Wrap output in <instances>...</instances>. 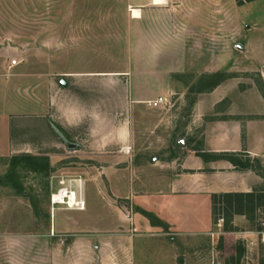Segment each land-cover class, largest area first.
<instances>
[{
    "label": "rangeland",
    "instance_id": "1",
    "mask_svg": "<svg viewBox=\"0 0 264 264\" xmlns=\"http://www.w3.org/2000/svg\"><path fill=\"white\" fill-rule=\"evenodd\" d=\"M241 1L205 0L198 9L199 20L204 21V69L174 68L169 82L162 66L151 69L156 78L141 69L143 78L135 86L126 84L120 91V79H108L106 89L98 92L93 84L84 89L61 87L65 77L57 72L62 70L50 66L53 18H63L81 5L73 0H0V116L5 118L0 120V136L5 138L7 132L6 146L0 149V264H264V208L255 218L235 215L228 231L226 221L217 226L226 217L218 214L212 229L215 239L212 232L151 237L137 230L140 209L131 199H120V184L114 188L120 172L131 174L135 163L145 175L151 169L155 175L156 167L160 172L156 158L166 161L175 155L179 164L187 149L202 146L206 121L223 118L229 111L243 112L235 117L244 121L264 119L255 114L264 112V0ZM106 7L120 11L118 3ZM84 55L86 69L116 65L120 57L94 50ZM176 55H187L189 62L198 58L195 53ZM76 56L67 55L61 66L79 65ZM14 59L18 65L10 70ZM207 71L228 76L222 90L229 97L217 106V115L199 118L208 108L207 101L198 106L210 92L201 91ZM41 73L46 81L39 80ZM50 78L58 80L54 115L70 106L82 112L81 123L66 121L52 130L49 122L41 126L40 99L50 105ZM137 96L144 103L130 110L138 139L134 146L122 148L120 133L110 130ZM157 97H167L171 104L145 103ZM98 128L107 131H91ZM255 131L260 133L259 128ZM66 140L78 148H69ZM25 154L39 157L42 170H34L25 160L14 168V158ZM239 155L243 160L249 157ZM258 171L263 174L256 186L264 191V170ZM62 187L85 202L84 211L52 204V196ZM128 214L135 216L133 221L123 219Z\"/></svg>",
    "mask_w": 264,
    "mask_h": 264
},
{
    "label": "crops",
    "instance_id": "2",
    "mask_svg": "<svg viewBox=\"0 0 264 264\" xmlns=\"http://www.w3.org/2000/svg\"><path fill=\"white\" fill-rule=\"evenodd\" d=\"M204 1L162 0L158 3L157 0H73V4L81 7L73 12L68 11L63 18L57 15L52 21L51 69L62 70L57 72L65 77L60 80L61 87L70 88L74 85V89H84L93 84V88L98 92L106 89L108 79L115 82L120 79V91L126 84L135 86L138 80L143 78L140 76L141 69H148L145 75L156 78L157 72L151 69L166 68L165 80L168 82L171 78L169 72L174 68L204 69V21L202 18L199 20L198 14V9L204 6ZM117 3L120 5V11L107 10V4ZM191 9H195L196 13L190 12ZM136 10L138 14L135 13ZM64 20L65 24L62 23ZM238 46L240 45H237V48L244 49ZM90 50L105 54L114 53L120 57L116 58V65L86 69L87 60L84 53ZM71 53H77L74 60L79 62V65L61 66ZM179 53H195L198 58L189 62L187 55L183 59L176 55ZM199 54L202 55L199 57ZM15 67L11 68L9 64L10 70ZM47 79L46 75L41 73L39 80ZM224 82L210 91L205 100L199 99L198 106L202 101H207L208 107L199 118L218 114L217 106L229 97V94L222 90ZM57 84L58 80L52 78L50 105L48 102L43 103V98L40 99L41 111L44 110L39 113L40 124L43 126L49 122L51 130L55 127L54 124L62 125L66 121L78 124L83 121L82 112L77 113L70 106L61 114L54 115V106H59L58 95L55 94ZM158 98L160 97L145 103L152 107L149 101ZM142 103L144 101L138 96L132 99L127 111L120 113V123L111 127V132L120 133L122 148H129L138 139L139 128L133 122V110L135 107L138 109ZM123 107L125 108L124 104ZM131 107L133 110H130ZM255 114L260 116L264 115V112ZM241 115V111H229L223 118L206 121L202 146L187 149L179 164L174 155L166 161L158 158L154 160V165L158 164L163 168L160 172L158 167L154 168L155 175L152 174L153 169L147 175L142 174L140 167H137L140 166L139 162L133 165L131 174L120 172L118 185L114 184V188L120 184V199H131L140 209L138 232L151 237L210 235L216 224L213 216L214 195L260 191L256 184L262 181L261 174L252 169H240L231 161L219 157L224 153H243L252 159H258L264 166V119L258 117L244 121L235 117ZM4 119L3 115L0 116L1 121ZM257 128L260 133L255 131ZM106 129L91 131L100 133L107 131ZM6 137L5 131V138L0 136V149L6 146ZM76 146L75 149L78 144ZM203 147L205 149L201 150ZM143 212L154 214L157 222L152 223ZM134 218L133 215V220ZM123 219H127V216ZM137 237H133V242H136Z\"/></svg>",
    "mask_w": 264,
    "mask_h": 264
},
{
    "label": "trees",
    "instance_id": "3",
    "mask_svg": "<svg viewBox=\"0 0 264 264\" xmlns=\"http://www.w3.org/2000/svg\"><path fill=\"white\" fill-rule=\"evenodd\" d=\"M238 1L242 2L241 0ZM202 79L203 86L201 91L204 89L206 91H212L221 83L226 81L228 76L223 72H216L205 74L202 76ZM204 85H206L208 88H204ZM219 157L231 161L240 169H252L254 171H258L259 168L260 170H264V166H262L258 159L253 160L252 158L248 157L246 160H243L239 154L235 153H224L219 155ZM22 160H25V162L28 163V166L32 167L34 170H42L43 166L39 162V157L31 154L15 157L13 167L16 168L17 164H20ZM253 161H256L258 166H255ZM46 165H48V162ZM258 173L261 175L263 174L259 171ZM260 208H264V191H255L252 193H222L213 196V216L215 217V223H217L218 220V218H216L217 215L223 213L226 216L224 217V221H226V231L231 230L235 215H244L249 217L252 216V218H255V214ZM144 214L150 219L152 223L155 224L157 222V218L154 214L149 212H145Z\"/></svg>",
    "mask_w": 264,
    "mask_h": 264
},
{
    "label": "built area",
    "instance_id": "4",
    "mask_svg": "<svg viewBox=\"0 0 264 264\" xmlns=\"http://www.w3.org/2000/svg\"><path fill=\"white\" fill-rule=\"evenodd\" d=\"M18 65V60L14 59L11 61L10 63V67H15ZM171 104V100L167 97H160L158 99H155V100H151L149 101V104L154 106V107H159L163 104ZM62 192H66L64 197H63V200L59 198V195L62 193ZM71 194H75V192H69L66 188L62 187L57 193H55L53 196H52V204L53 205H56V204H65V205H68L69 207L73 208L74 206H76L77 208H79V210H83L85 209V202L82 201V200H77V197H76V202H75V205L71 206L70 205V195ZM63 202H62V201ZM127 218H129L131 221H133V218L131 216V214H128L127 215ZM223 223H224V218H221L217 224L218 227H222L223 226ZM215 235L216 233L215 232H212L211 233V236L213 239H215Z\"/></svg>",
    "mask_w": 264,
    "mask_h": 264
},
{
    "label": "bare ground",
    "instance_id": "5",
    "mask_svg": "<svg viewBox=\"0 0 264 264\" xmlns=\"http://www.w3.org/2000/svg\"><path fill=\"white\" fill-rule=\"evenodd\" d=\"M161 1H162V0H157L158 3L161 2ZM135 13L138 14V13H139L138 10H136ZM65 193H66V192H62V193L59 195V198L63 200V197H64ZM70 196H71V197H70V205L73 206V205H75V202H76V195H75V194H71ZM62 200H61V201H62ZM62 202H63V201H62Z\"/></svg>",
    "mask_w": 264,
    "mask_h": 264
},
{
    "label": "water",
    "instance_id": "6",
    "mask_svg": "<svg viewBox=\"0 0 264 264\" xmlns=\"http://www.w3.org/2000/svg\"><path fill=\"white\" fill-rule=\"evenodd\" d=\"M238 47H240V46H238ZM66 143L68 144L69 148H71V149H75L77 147L76 144H72V143L68 142L67 140H66Z\"/></svg>",
    "mask_w": 264,
    "mask_h": 264
}]
</instances>
